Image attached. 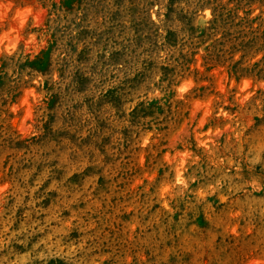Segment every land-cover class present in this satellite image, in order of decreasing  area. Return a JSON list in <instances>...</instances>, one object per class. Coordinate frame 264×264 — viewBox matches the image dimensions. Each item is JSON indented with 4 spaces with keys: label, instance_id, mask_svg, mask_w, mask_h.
<instances>
[{
    "label": "rangeland",
    "instance_id": "374dc122",
    "mask_svg": "<svg viewBox=\"0 0 264 264\" xmlns=\"http://www.w3.org/2000/svg\"><path fill=\"white\" fill-rule=\"evenodd\" d=\"M0 264H264V0H0Z\"/></svg>",
    "mask_w": 264,
    "mask_h": 264
}]
</instances>
